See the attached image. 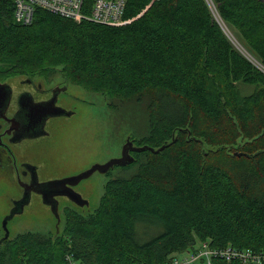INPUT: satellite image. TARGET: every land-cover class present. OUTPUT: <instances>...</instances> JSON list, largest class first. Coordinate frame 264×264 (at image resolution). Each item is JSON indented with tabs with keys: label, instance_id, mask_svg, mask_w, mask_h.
Returning <instances> with one entry per match:
<instances>
[{
	"label": "trees",
	"instance_id": "16d2710c",
	"mask_svg": "<svg viewBox=\"0 0 264 264\" xmlns=\"http://www.w3.org/2000/svg\"><path fill=\"white\" fill-rule=\"evenodd\" d=\"M125 1L126 22L114 25L41 9L23 24L13 0H0V77L62 71L111 99L166 90L186 101H163L165 128L150 115L148 132L132 136L155 148L175 143L133 152L122 167L139 170L110 179L95 211L66 208L59 233L3 240L0 264H68V255L164 264L205 242L262 263L213 255L201 264H264V0ZM92 3L84 0L86 13ZM223 155L235 167L209 160Z\"/></svg>",
	"mask_w": 264,
	"mask_h": 264
},
{
	"label": "rangeland",
	"instance_id": "374dc122",
	"mask_svg": "<svg viewBox=\"0 0 264 264\" xmlns=\"http://www.w3.org/2000/svg\"><path fill=\"white\" fill-rule=\"evenodd\" d=\"M226 30L234 44L250 56L233 34L227 28ZM252 60L255 62L254 58ZM255 63L261 66L258 61ZM70 83L82 92L85 101L77 103V109L80 110L78 114L68 120L57 122V129L49 150L46 153V147L41 150L45 153L43 162L46 166L42 167L39 172V178L42 181L53 179L62 174L78 172L95 161L104 162L117 155L122 143L127 140L128 136H138L136 133L148 132L150 115L153 124L158 125L160 132L161 128H165L168 124L164 121V114L159 116L158 109L162 108L163 101L172 105L177 100L181 104L186 102L183 99H181L182 102L177 97L168 96L166 90H147L141 93H133L127 99H111L101 93L89 91L80 85ZM131 114L133 115L128 117ZM199 122L203 123L200 116ZM191 148L195 150L193 146ZM209 160L219 161L225 164L226 167H235L233 158L225 155ZM167 161H169L168 158L164 160L162 158L160 161L153 160L152 163L154 167H157L158 164L162 165ZM170 166L171 163H169ZM138 170L139 163L128 168L116 165L108 173L97 170L89 177L84 178L78 184V188L87 198L88 204L79 210L83 213L95 211L110 179L122 176L128 177ZM11 195L12 197L17 196V186L14 181L11 185ZM1 198L0 204L2 207L4 209L9 208V203H5L4 198ZM60 213H62V209H60ZM64 225V216L62 215L59 221L52 209L37 200L36 196H33L32 201L25 205L20 212L15 213L8 221L11 237L26 231H37L53 235L61 231ZM187 252L188 250H185L179 254L184 255Z\"/></svg>",
	"mask_w": 264,
	"mask_h": 264
},
{
	"label": "flooded vegetation",
	"instance_id": "af4514ba",
	"mask_svg": "<svg viewBox=\"0 0 264 264\" xmlns=\"http://www.w3.org/2000/svg\"><path fill=\"white\" fill-rule=\"evenodd\" d=\"M0 81L6 83V90H11L10 101L0 103V197L10 205L9 208L4 209L0 204V215H2L0 217V239H2L6 234L2 225L3 219L10 213L15 203H21L25 194L31 196L30 202L33 196L43 202L41 185L37 183L36 177L38 176L39 181L42 182L39 172L42 167H46L43 158L53 142L57 122L68 120L78 114L80 110L77 109V103L85 101V98L78 88L71 85V81L64 72L18 74L0 77ZM39 102H50L51 104L54 102L56 106L65 108L67 112L60 116L49 115L45 123L30 120L29 116L38 117L39 112L33 104L37 105ZM123 145L124 142L117 155L112 157L121 155ZM44 147H46L45 153L41 151ZM133 152L135 151H130L135 157ZM96 162L101 161L94 163ZM90 166L75 173L56 176L53 179L80 173ZM13 181L17 186L16 197L11 195ZM81 181L69 187L79 192L85 199V195L78 188ZM66 189L69 190V188ZM55 198L59 201L62 215L66 208L80 209L83 207L63 193H58ZM26 199L28 200V197ZM80 201L84 202L81 198ZM10 238L11 236L8 239Z\"/></svg>",
	"mask_w": 264,
	"mask_h": 264
},
{
	"label": "built area",
	"instance_id": "2783aa9c",
	"mask_svg": "<svg viewBox=\"0 0 264 264\" xmlns=\"http://www.w3.org/2000/svg\"><path fill=\"white\" fill-rule=\"evenodd\" d=\"M14 15L18 22L23 24L31 23L38 10H46L57 13L74 20L80 21L84 18L119 25L126 22L124 12L126 8L125 0H93L90 13H86L83 4L84 0H13ZM263 253V252H262ZM213 255L226 256L228 259L239 256L245 262H261V255H252L250 253H241L232 251L231 248H210L208 244L203 243L196 251H188L186 254L173 258L164 264H200L202 262L210 263ZM264 257V253H263ZM68 264H89L74 259L73 256L66 257ZM200 260V261H199Z\"/></svg>",
	"mask_w": 264,
	"mask_h": 264
},
{
	"label": "water",
	"instance_id": "95a60500",
	"mask_svg": "<svg viewBox=\"0 0 264 264\" xmlns=\"http://www.w3.org/2000/svg\"><path fill=\"white\" fill-rule=\"evenodd\" d=\"M5 88H6V83H3L0 81V95L1 93L4 94V95L2 94V97L0 96V103L1 102L7 103L10 101L9 99L11 97V90L10 89L6 90ZM33 106L39 112V115L37 118L33 116H29V117H30V120H36L38 122L42 121L45 123L49 115L60 116V115H64V113L67 112L65 108L56 106L54 102L52 104L50 102H47V103L39 102L37 103V105L33 104ZM188 132L189 134L191 133L190 131ZM176 140H177L176 138H173L170 142H166L164 145L160 146L159 148H155L150 145H137L134 138L132 136H128L127 140L124 142L122 152L119 157H112L106 162H96L92 166H90L88 169L80 173L67 176L65 178H55V179H50V180L40 182L37 176L36 181L39 185H41V189H42L41 190L42 195H43L42 201L44 204L48 205L52 209L54 215L60 221L62 217V213H60L59 201L55 198V195H57L58 193L66 194L70 199H72L79 205L85 206L88 204L87 198L85 197L84 199L79 192L75 191L74 189H70L69 187L70 185L77 184L79 181L83 180L86 177H89L92 173H94L97 170L108 173L110 169H112L115 165L126 166V165L133 163L135 161V157H133L132 154L130 153L131 150L135 152H142L145 150H150L154 153H158L164 150L169 145L175 143ZM235 154L240 155L237 152ZM63 188L65 189L63 190ZM66 188H69V190H67ZM27 197H28V200L26 199ZM80 198L84 200V202H81ZM30 200H31V196L30 195L27 196V194H25L24 200H22L21 203H17V204L15 203L10 213L7 216H5V218L3 219L2 225L6 231V234L4 235L2 239H0V243L3 242V240H6L10 237V230L8 228L9 219L12 216H14L15 213L20 212L24 208L25 205L29 204ZM74 209H77V208H74ZM59 232L60 231H58L57 233Z\"/></svg>",
	"mask_w": 264,
	"mask_h": 264
}]
</instances>
